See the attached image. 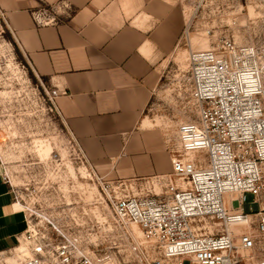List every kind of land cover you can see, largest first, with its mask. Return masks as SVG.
Here are the masks:
<instances>
[{
  "label": "built area",
  "instance_id": "2783aa9c",
  "mask_svg": "<svg viewBox=\"0 0 264 264\" xmlns=\"http://www.w3.org/2000/svg\"><path fill=\"white\" fill-rule=\"evenodd\" d=\"M70 10L61 0L33 9L31 16L44 27L59 24ZM11 32L0 10L2 47L17 45ZM183 85L198 113L179 126L172 171L154 176L149 188L147 180L97 174L71 133L96 176L116 232L122 234L120 245L132 257L87 244L46 219L23 202L5 168L3 179L26 217L18 244L9 250L20 254L19 264H169L171 258L178 264H264V39L238 44L224 37L212 48L191 50ZM62 93L53 86L48 91L61 116L56 99ZM188 152L194 157L185 156ZM248 194L257 210L251 205L245 209Z\"/></svg>",
  "mask_w": 264,
  "mask_h": 264
},
{
  "label": "crops",
  "instance_id": "0c3cea01",
  "mask_svg": "<svg viewBox=\"0 0 264 264\" xmlns=\"http://www.w3.org/2000/svg\"><path fill=\"white\" fill-rule=\"evenodd\" d=\"M59 1L0 0V10L34 73L65 92L57 106L91 167L108 179L171 172L144 116L179 44L183 12L166 0H65L71 10L62 22L37 26L31 11ZM5 168L0 153V253L26 228Z\"/></svg>",
  "mask_w": 264,
  "mask_h": 264
},
{
  "label": "rangeland",
  "instance_id": "374dc122",
  "mask_svg": "<svg viewBox=\"0 0 264 264\" xmlns=\"http://www.w3.org/2000/svg\"><path fill=\"white\" fill-rule=\"evenodd\" d=\"M166 1L183 12L184 27L178 46L165 61L144 118L147 134L160 140L172 161L173 152L180 148V124L195 119L198 113L183 85L191 50L212 48L224 37L238 44L264 39V5L258 0ZM7 38L13 41L10 34ZM0 43V153L23 202L85 243L99 244L112 253L121 250L132 257L120 245L122 234L114 228L95 174L65 120L51 105L48 91L52 86L34 73L15 43L12 47ZM154 176L137 182L147 180L149 188ZM137 190L132 189L133 193ZM253 200L248 194L247 211L250 205L258 209ZM261 203L264 206V195ZM13 254L0 253V264H17ZM182 263L194 264L190 260ZM169 264L178 262L169 260Z\"/></svg>",
  "mask_w": 264,
  "mask_h": 264
},
{
  "label": "bare ground",
  "instance_id": "6f19581e",
  "mask_svg": "<svg viewBox=\"0 0 264 264\" xmlns=\"http://www.w3.org/2000/svg\"><path fill=\"white\" fill-rule=\"evenodd\" d=\"M192 156H190L189 155V152H188V154L187 155H185V156H187V157H189V158H193L194 157V153L192 152ZM136 229H138V227H136V226H134ZM139 231H140V229H138ZM18 250H23L22 249V247H20ZM17 250V251H18ZM12 258L14 259V261H16L17 262V264H19V262H20V254L18 253V252H14V254L12 255ZM169 260H172V262L175 260L174 258H171V259H169ZM183 264V263H182Z\"/></svg>",
  "mask_w": 264,
  "mask_h": 264
}]
</instances>
